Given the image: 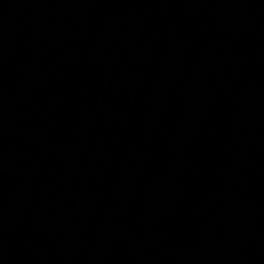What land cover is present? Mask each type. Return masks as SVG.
I'll return each mask as SVG.
<instances>
[{
    "label": "water",
    "instance_id": "95a60500",
    "mask_svg": "<svg viewBox=\"0 0 264 264\" xmlns=\"http://www.w3.org/2000/svg\"><path fill=\"white\" fill-rule=\"evenodd\" d=\"M0 264H264V0H0Z\"/></svg>",
    "mask_w": 264,
    "mask_h": 264
}]
</instances>
